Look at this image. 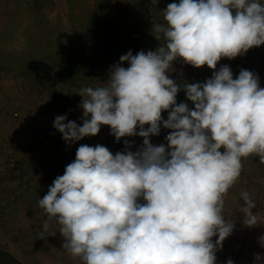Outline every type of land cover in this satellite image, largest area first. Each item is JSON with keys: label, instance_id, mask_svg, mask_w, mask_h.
Listing matches in <instances>:
<instances>
[{"label": "clouds", "instance_id": "1", "mask_svg": "<svg viewBox=\"0 0 264 264\" xmlns=\"http://www.w3.org/2000/svg\"><path fill=\"white\" fill-rule=\"evenodd\" d=\"M158 3L151 0L150 14L160 46L128 51L101 86L79 90L82 125L67 115L54 119L67 144L96 136L102 126L116 142L143 138L135 152L125 140V150L115 154L101 144H81L39 198L59 225L62 249L82 264H216L235 228L223 215L224 196L244 158L255 155L264 164L258 74L242 69L233 78L228 65L215 71L222 58L264 45V0H178L162 10ZM177 60L214 70L203 83H183L194 108L176 102L181 85L169 72ZM161 125L171 130L167 145H153L150 137ZM241 199L244 224L259 225L255 201L246 191ZM260 243L264 247V237ZM254 264H264V257L255 254Z\"/></svg>", "mask_w": 264, "mask_h": 264}, {"label": "rangeland", "instance_id": "2", "mask_svg": "<svg viewBox=\"0 0 264 264\" xmlns=\"http://www.w3.org/2000/svg\"><path fill=\"white\" fill-rule=\"evenodd\" d=\"M172 2L178 0H159L156 8L165 9ZM150 5L151 0H69L66 29L33 30L24 37L34 42L45 39L47 43L42 45L39 40L34 45L20 47L28 52L22 57L18 53L0 54V70L20 66L31 70L29 77L23 79L21 92L5 97L0 95V154L6 158L5 167L0 164V174L8 168L16 170L20 178L19 186L6 193L5 200L15 201L25 193L27 195L33 176L39 183L35 213L33 210L35 230L23 234L17 241L10 238L0 245V249L22 264H82L62 249L64 238L58 231L59 225L49 220L38 201L47 193L54 179L64 174L66 166L76 158L81 144L107 146L108 142L99 132L94 137L67 144L53 127L54 119L58 115H67L69 120L82 125L79 90L94 87L95 80L108 72L128 51L135 55L141 50L154 51L160 46V41L151 31L154 17L150 14ZM157 19L161 17L157 16ZM186 65L183 60H177L169 72L170 78L181 88L185 82L203 83L213 75L214 70L207 65L194 67L186 74ZM224 65L231 68L233 78L242 69L255 72L260 78V86L264 87V45L253 47L234 59L222 58L215 71ZM199 76L203 81L196 80ZM2 80L6 78H0ZM1 100L5 103L2 104ZM12 101L17 103L18 109H13ZM20 140L32 145L27 142L18 144ZM4 148L12 151L20 167H25L28 173L25 189L22 188V173L9 165ZM17 155L29 159L21 162ZM242 164L240 177L224 196L223 215L233 219L235 228L217 251L216 264H226L228 259L234 264H254L255 254L264 257V247L260 243L264 237V164L255 155L244 158ZM19 191L23 192L18 196ZM245 191L256 203L254 211L260 215L257 226L245 225L239 211L243 204L241 193ZM2 207L0 205L1 221L4 220ZM0 264L7 263L2 261Z\"/></svg>", "mask_w": 264, "mask_h": 264}, {"label": "crops", "instance_id": "3", "mask_svg": "<svg viewBox=\"0 0 264 264\" xmlns=\"http://www.w3.org/2000/svg\"><path fill=\"white\" fill-rule=\"evenodd\" d=\"M68 4L69 0H44L35 7H25L21 0H0V54L2 53L4 56H7L18 53L22 57V55H26L28 52L24 49H20V47L34 45L39 40L42 45L46 44L47 41H44L45 39H39L34 42L24 36L32 33L33 30L46 31L49 29H66L65 16L68 13ZM21 57L19 59H21ZM26 60H28V58ZM184 69H186V71L184 70L185 73L188 74L194 67L187 64ZM30 72L31 70L26 69L24 66L0 70V78H6V80L0 81V95H4L5 97V95L10 93L14 94L19 93V91L21 92L24 82L23 79L29 77L31 74ZM181 72H183V70ZM109 75L110 70L100 76L98 80H95L94 87L101 86V83L109 79ZM14 101H12L13 109H16L17 103ZM176 102L177 104L184 102L188 104L189 108H194L192 102L186 99V93L183 87L177 94ZM1 103L4 104L5 102L2 101ZM162 115L166 120L168 118V111H163ZM145 127L148 126L145 125ZM170 131L171 130L165 129L161 125L160 134L158 136H151L150 142L153 145H160L162 143L167 145L166 136ZM100 133L103 134L104 140L108 142L106 147L113 154L125 150V140H128L131 144L129 150L133 152L143 144V138L138 135L121 138L120 142H116L109 126H104L102 130H100ZM20 142L24 144L27 141L20 140L18 144H20ZM27 143L28 145H32L29 144L30 142ZM31 155L33 154L31 153ZM17 158L21 162L29 159L23 158L20 155H17ZM5 159V156L0 154L1 165L5 164ZM19 183L20 178L16 170L7 168L6 171L0 174V205L3 206L2 214H4V220H0V245L5 244L10 238L17 241L23 234L32 232L36 228L33 210L35 213L37 201L36 189L39 187V183L37 179H34V176L31 179L29 193L27 195L25 193L23 197L15 201L8 202L5 200V194L16 189Z\"/></svg>", "mask_w": 264, "mask_h": 264}, {"label": "built area", "instance_id": "4", "mask_svg": "<svg viewBox=\"0 0 264 264\" xmlns=\"http://www.w3.org/2000/svg\"><path fill=\"white\" fill-rule=\"evenodd\" d=\"M22 1V4L25 6V7H35L37 6L40 2L44 1V0H21ZM196 80L197 81H203V77L202 76H199V77H196ZM162 118L165 120L164 116L162 115ZM98 143H101V140H98ZM4 152L6 154V156L8 157V162H9V165L12 167V168H15V169H18L20 170V172L22 173L23 175V178H24V184L22 185V188L25 189L26 188V185H27V179H28V173L25 169V167L21 166L16 162L15 158H14V155L12 153V151H10L9 149H5L4 148ZM23 191H19L17 192V195H21ZM1 210V209H0Z\"/></svg>", "mask_w": 264, "mask_h": 264}, {"label": "trees", "instance_id": "5", "mask_svg": "<svg viewBox=\"0 0 264 264\" xmlns=\"http://www.w3.org/2000/svg\"><path fill=\"white\" fill-rule=\"evenodd\" d=\"M5 262L7 264H22L11 254L6 252L5 250L0 249V262Z\"/></svg>", "mask_w": 264, "mask_h": 264}]
</instances>
